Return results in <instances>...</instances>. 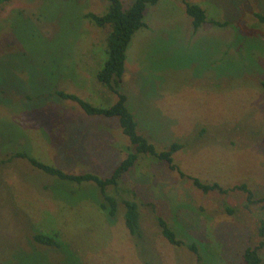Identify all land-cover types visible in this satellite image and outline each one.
Returning <instances> with one entry per match:
<instances>
[{"label":"rangeland","instance_id":"obj_1","mask_svg":"<svg viewBox=\"0 0 264 264\" xmlns=\"http://www.w3.org/2000/svg\"><path fill=\"white\" fill-rule=\"evenodd\" d=\"M126 8L132 0H121ZM207 19L198 30L179 0L146 6L145 27L126 50L119 92L157 151L176 141V169L142 154L119 185L140 209L142 236L98 207L89 185L72 184L14 157L25 151L69 173L108 176L129 139L117 117L86 114L56 90L95 106L117 95L100 84L106 28L84 18L107 0H11L0 5V264H243L259 241L260 205L245 194L203 193L190 176L223 187L246 183L264 197V0H188ZM179 170L184 173L181 176ZM229 209V210H228ZM163 217L186 245L162 235ZM59 234L58 247L33 239ZM264 264V250L261 251Z\"/></svg>","mask_w":264,"mask_h":264},{"label":"trees","instance_id":"obj_2","mask_svg":"<svg viewBox=\"0 0 264 264\" xmlns=\"http://www.w3.org/2000/svg\"><path fill=\"white\" fill-rule=\"evenodd\" d=\"M11 0H0V5ZM108 5L105 12L98 14L88 11L84 14L93 24L98 27L106 28L104 51L106 58L101 68L96 72L97 81L106 86L108 90L117 95V99L109 106H95L74 93L56 90L55 94L66 100L76 102L81 109L89 115H103L105 117H117L122 133L127 136L131 146H128L126 156L114 167L108 176H100L92 172L69 173L54 165L40 161L25 151H16L7 159L14 157L26 159L34 168L46 174L56 177L58 180L69 181L72 184L89 185L95 188L98 196V207L105 211L109 216H114L120 204L124 207V224L128 232L134 237L142 236L140 225V209L138 202L133 198L122 195L123 184L119 185L123 174L135 165L142 154L151 155L160 161H164L171 169H176L173 163V155L182 148L179 142L173 141L165 149L157 151L155 145L149 141L144 133L139 132L138 123L133 113L127 107V97L119 92V87L123 81L125 71L126 50L135 31L145 27L143 20L146 6L155 4L159 0H132L128 7H124L121 0H107ZM188 16L191 17V26L194 31L198 30L205 22L209 21L217 27L229 25V20L219 21L207 19L206 11L198 4L188 0H179ZM256 19L264 23V14L254 12ZM181 176L184 173L179 170ZM192 184L203 193L218 191L227 193L229 190H239L245 194V206L260 205L262 212L258 219L257 233L259 241L255 246H247L241 252L243 264H263L261 251L264 250V197H255L252 189L246 183L235 184L231 187H223L218 182H204L198 177H188ZM229 210V209H228ZM162 235L173 245H186L197 257L201 259L196 243H185L178 238L175 231L169 226L168 222L161 216L157 217ZM34 241L48 247H58L60 243L59 234L53 232L34 233Z\"/></svg>","mask_w":264,"mask_h":264}]
</instances>
